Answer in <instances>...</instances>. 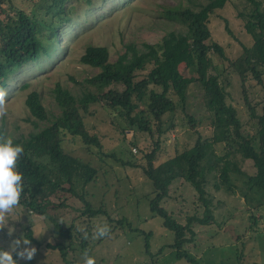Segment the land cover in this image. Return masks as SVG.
<instances>
[{"label":"rangeland","instance_id":"374dc122","mask_svg":"<svg viewBox=\"0 0 264 264\" xmlns=\"http://www.w3.org/2000/svg\"><path fill=\"white\" fill-rule=\"evenodd\" d=\"M33 1L13 0L24 10L35 11L38 17L48 19L44 9L33 6ZM207 1L91 0L87 4L83 0H71L74 13L67 22H60L59 39L51 56L40 58L10 74L8 85L0 92V123L7 137L26 136L47 124V120L35 119L25 105L30 91H37L48 114L55 115L59 112L52 90L56 82L75 96L94 90L85 79L97 68L79 61L87 45L106 46L109 59L115 60L125 51L127 44L141 49L143 42L155 43L169 30L184 31L182 23L167 17L169 9H198ZM245 6L247 4L243 0H228L210 15L209 42L219 43L226 56L223 59L211 51L213 68L210 71H223L220 79L229 82L226 84L227 101L237 109L240 120L245 122V131L252 134L259 125L256 118H249L248 104L256 114H261L264 85L248 74L243 92L238 76L234 75L229 65L230 60L240 55L242 44L249 46L252 43L251 36L244 29L243 19L238 16V11ZM225 22L231 34L225 29ZM150 67L148 64L144 70L137 72L136 79ZM182 69L183 66H180L181 73ZM184 74H187L185 70ZM262 77L264 82V73ZM169 95L176 102V107L162 116L165 131L161 135L154 164L190 147L198 134L210 137L213 133L211 116L203 105L202 89L198 83L188 85L183 106L172 92ZM81 113L87 130L100 138L102 154H98L96 148L88 151L78 138L70 135L64 137L63 145L70 153L98 168L96 178L85 186L86 198L93 207L105 209L107 215L89 218L82 213L83 203L78 198L73 202L66 201L68 206L59 209V213L64 226L72 224L75 227L72 240L75 250H69V257L82 264L81 252L87 250L96 264H192L185 258L176 257L175 250L169 247L174 239L172 231L149 208L155 191L142 170L146 164L144 155L152 148L153 139L149 133L129 127L115 110L98 102L90 103L87 111ZM188 115L193 116V122L188 120ZM215 148L217 154H223L221 142L216 143ZM235 158L245 174L255 172L250 160L241 159L239 154ZM231 178L234 183L232 193L215 190L211 183L206 185L212 196L213 219L207 224L196 223L195 239L184 246L195 258L196 264H264V190L247 184L245 175L232 173ZM159 205L180 222H184L188 215L202 212L194 188L183 179L172 181L168 195ZM104 224L108 226V232L103 237H94L96 226ZM28 227L36 241L26 236ZM51 227L45 216L17 204L0 220V246L7 249L13 237L21 236L28 238L30 246H34L36 251L31 260L20 258L17 264H64L58 251L45 247L47 242L68 244L67 239L54 236ZM148 232L149 246L146 249ZM83 236L88 242L86 247L78 244Z\"/></svg>","mask_w":264,"mask_h":264},{"label":"trees","instance_id":"16d2710c","mask_svg":"<svg viewBox=\"0 0 264 264\" xmlns=\"http://www.w3.org/2000/svg\"><path fill=\"white\" fill-rule=\"evenodd\" d=\"M83 1L87 4L91 2ZM227 1L208 0L198 9H169L167 17L182 23L184 31L169 30L155 43L143 42L141 49L134 44H127L125 51L115 60L109 59L106 46L87 45L79 61L97 68L94 74L85 79L94 90H86L75 96L60 82H56L52 90L59 112L55 115L48 114L37 91L32 90L27 94L25 105L30 114L37 120H47V124L26 136L11 137L13 143L21 144L24 149L16 163L22 177L18 204L45 216L52 226L53 235L67 239V246L60 241L45 244V247L59 252L64 264H77L68 254L69 250H75L72 241L75 227L72 224L64 226L59 213V209L68 206L66 201L73 202V199L78 198L83 203L82 213L89 218L107 215L105 209L93 207L86 198L85 186L96 178L98 168L70 153L63 145L64 137L70 135L78 138L88 151L96 148L98 154H102L100 138L87 130L81 113L87 111L90 103L98 102L115 110L129 127L145 131L153 139L152 148L144 155L146 164L142 167L155 191L149 208L172 231L174 239L169 247L175 250L176 257L196 264L195 258L184 246L195 239L196 223L207 224L213 219L212 196L206 190L208 183L215 190L232 193L234 183L231 174L237 173L245 175V181L250 186L264 190V100L261 114H256L248 104L249 118H256L259 125L251 134L245 131L246 124L240 120L237 109L227 101L226 84L229 82L220 79L223 71H210L213 68L211 51L226 58L219 43L209 42L210 15ZM243 1L247 7L240 9L238 16L243 19L244 29L251 36L252 43L249 46L242 44L240 55L230 60L229 65L234 75L238 76L244 92L248 74L264 85V0ZM70 2L34 0L33 6L43 8L49 16L43 19L35 11L15 5L13 0H0V92L8 85L10 74L40 58L51 56L59 39L60 22H67L74 13ZM225 29L231 34L227 22ZM148 64L151 65L150 69L136 79L137 72L144 70ZM180 66H183V73ZM191 82L198 83L202 89V101L211 116L213 133L210 137L198 134L190 147L176 151L169 158L154 164L159 141L165 131L162 116L176 107L169 93L172 92L183 106ZM188 120L193 122V116L188 115ZM6 134L0 123V138L7 137ZM219 142L223 144V154L216 152L215 144ZM237 154L241 159L252 162L255 168L253 174L243 172L235 158ZM175 179H183L192 185L202 208L201 214L195 212L188 215L184 222L176 220L159 205L168 195L169 185ZM25 234L30 240L36 241L30 227ZM146 236L145 248L148 249L150 232ZM78 244L86 247L88 242L83 236ZM12 255L17 259L14 252Z\"/></svg>","mask_w":264,"mask_h":264},{"label":"clouds","instance_id":"9594fccd","mask_svg":"<svg viewBox=\"0 0 264 264\" xmlns=\"http://www.w3.org/2000/svg\"><path fill=\"white\" fill-rule=\"evenodd\" d=\"M24 151L19 143H13L11 137L0 138V220L4 214L18 204L21 190L22 177L16 167L19 156ZM108 232V226L97 225L93 233L94 237H103ZM11 230H9V235ZM87 233H85V236ZM21 245H24L23 247ZM36 249L30 246L28 238L13 237L7 249L0 247V264H17V259L31 260ZM15 253L13 258L12 253ZM82 264H96L95 258L90 256L87 250L81 252Z\"/></svg>","mask_w":264,"mask_h":264}]
</instances>
